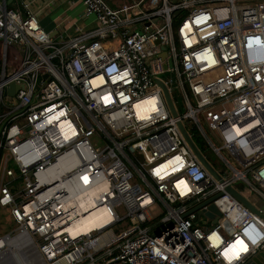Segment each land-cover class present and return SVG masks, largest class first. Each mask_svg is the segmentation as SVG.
Instances as JSON below:
<instances>
[{
  "label": "built area",
  "instance_id": "obj_1",
  "mask_svg": "<svg viewBox=\"0 0 264 264\" xmlns=\"http://www.w3.org/2000/svg\"><path fill=\"white\" fill-rule=\"evenodd\" d=\"M81 1L93 28L55 42L27 4L0 0V222L12 221L0 264H244L264 221L225 188L242 183L264 213V0ZM177 120L202 135L221 181ZM219 191L212 225L193 209ZM101 206L109 224L70 235ZM237 240L248 252L226 259Z\"/></svg>",
  "mask_w": 264,
  "mask_h": 264
},
{
  "label": "crops",
  "instance_id": "obj_2",
  "mask_svg": "<svg viewBox=\"0 0 264 264\" xmlns=\"http://www.w3.org/2000/svg\"><path fill=\"white\" fill-rule=\"evenodd\" d=\"M116 7L123 0H105ZM10 8H19L23 13L30 9L40 19V23L55 42L67 40L89 31L94 26V15H86L81 0H6Z\"/></svg>",
  "mask_w": 264,
  "mask_h": 264
},
{
  "label": "water",
  "instance_id": "obj_3",
  "mask_svg": "<svg viewBox=\"0 0 264 264\" xmlns=\"http://www.w3.org/2000/svg\"><path fill=\"white\" fill-rule=\"evenodd\" d=\"M177 14V13H176ZM163 56V55H162ZM158 83L161 85L167 106L169 108V111L173 117L178 116V110L172 100L171 94L169 93L168 88L158 81ZM15 85L11 83L7 89L6 94H12L14 92V89H16ZM178 129L180 130L182 136L184 137L185 141L189 145L190 149L194 152V154L197 156L198 160L201 162V164L204 166V168L216 179L221 181L222 177L220 173L215 169L214 165L211 163V161L203 154V152L199 149L193 138L190 136L189 131L183 124L181 120H177L176 122ZM237 189L242 190L243 184L239 183L236 185ZM235 187L227 186L225 188V191L232 194L234 197H236L241 203H243L248 209H250L257 217L262 219L264 221V213L257 208L247 197L242 195L239 190H237ZM223 194L222 191H219L215 195L209 197L208 199L202 201L197 207L193 209V211L198 210L201 206L206 205L207 209L205 211H199L198 216L199 217H207L211 220L212 225L216 223L217 219L222 216V213L220 209L217 207V205L214 203V200L217 199L219 196ZM155 234H158L156 232ZM244 264H264V247L259 248L257 250H254L249 253L247 256L246 262Z\"/></svg>",
  "mask_w": 264,
  "mask_h": 264
},
{
  "label": "bare ground",
  "instance_id": "obj_4",
  "mask_svg": "<svg viewBox=\"0 0 264 264\" xmlns=\"http://www.w3.org/2000/svg\"><path fill=\"white\" fill-rule=\"evenodd\" d=\"M148 106V103L146 101H142L140 103V107ZM255 120H250L249 122L245 123L242 126H236L235 132L230 133L228 135L229 140L235 139L236 136L242 135L244 132L248 131L250 128H252L255 125ZM241 129V131H239ZM97 194V190L93 189L90 191V194L88 196V202H84L83 199L79 200L78 205L86 211L87 209L92 208V205L94 203L93 197ZM113 217L109 213V211L106 209V207H96L90 211H88L84 215H80L79 217L73 219V221L68 225V231L70 235H76L78 233H87L88 231L95 229V228H101L105 225L109 224L112 221ZM247 253L248 248L246 247L245 243H243L241 240H237L236 242H231L230 246L227 247L225 250H223L224 257L226 259H231L233 257H239L240 253Z\"/></svg>",
  "mask_w": 264,
  "mask_h": 264
},
{
  "label": "trees",
  "instance_id": "obj_5",
  "mask_svg": "<svg viewBox=\"0 0 264 264\" xmlns=\"http://www.w3.org/2000/svg\"><path fill=\"white\" fill-rule=\"evenodd\" d=\"M178 17H175L174 19H173V23L174 24H176L177 23V21H178ZM190 132H191V134H192V138H193V140L195 141V143L197 144V146L199 147V149L203 152V153H205V151L204 150H210L211 152H212V150L208 147V145L206 144V142L204 141V139H203V137H202V135L197 131V129H190ZM213 153V152H212ZM206 154V153H205ZM212 155V154H211ZM211 161V163H213L214 165H216V163H217V158H216V156L214 155V153H213V158L210 160ZM8 216V214H4V213H2L1 214V217L3 218H6ZM3 218V219H4ZM130 223V222H129ZM126 227H119V228H117L116 229V232L117 233H120L121 231H123L124 229H125Z\"/></svg>",
  "mask_w": 264,
  "mask_h": 264
},
{
  "label": "rangeland",
  "instance_id": "obj_6",
  "mask_svg": "<svg viewBox=\"0 0 264 264\" xmlns=\"http://www.w3.org/2000/svg\"><path fill=\"white\" fill-rule=\"evenodd\" d=\"M109 2L111 3V4H113L112 2H113V0H109ZM174 94H175V92H173ZM178 107L180 108V105L178 104ZM239 131H241V129L239 130ZM205 151V153H203L209 160H211L212 158H213V153L210 151V150H204ZM212 154V155H211ZM243 192H245V194H247L248 193V191H247V189H244L243 190ZM255 201V203L257 204V205H259V206H262L258 201H256V200H254ZM3 211H5V210H3ZM123 211H121V213H122ZM152 213H153V215L154 216H159L161 213H162V210H160V208H159V206H154L153 207V210H152ZM4 225L1 227V231H3V230H7L8 229V227L10 226H8L7 227V225L8 224H12V221H9V222H6V220L5 219H3V221H1ZM0 222V223H1ZM126 226H128V222L127 221H121L120 223H118L117 225H114L113 226V230L115 231V233H116V229L117 228H119V227H126ZM117 234V233H116Z\"/></svg>",
  "mask_w": 264,
  "mask_h": 264
}]
</instances>
